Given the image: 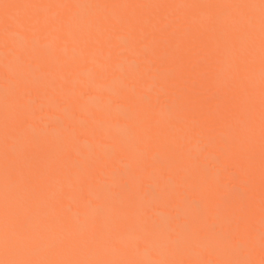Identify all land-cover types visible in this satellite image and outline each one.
<instances>
[{
	"label": "bare ground",
	"instance_id": "6f19581e",
	"mask_svg": "<svg viewBox=\"0 0 264 264\" xmlns=\"http://www.w3.org/2000/svg\"><path fill=\"white\" fill-rule=\"evenodd\" d=\"M2 2L0 262L264 264L261 0Z\"/></svg>",
	"mask_w": 264,
	"mask_h": 264
},
{
	"label": "snow or ice",
	"instance_id": "6c2138e0",
	"mask_svg": "<svg viewBox=\"0 0 264 264\" xmlns=\"http://www.w3.org/2000/svg\"><path fill=\"white\" fill-rule=\"evenodd\" d=\"M0 6H2L3 8L7 9L9 7H12V5L3 3L2 0H0ZM225 7H232V6H225ZM240 7V6H237ZM261 12H262V16H261V32L262 35H264V0H261ZM251 18H249L248 23H251ZM33 47H35V45H32ZM120 47L121 48H128L129 47V41L128 40H121L120 41ZM262 79H264V73H262ZM146 99V98H145ZM39 137L38 136H33L32 139L33 141L37 140ZM8 157L9 159H14L16 156V151L15 149H12L8 152ZM16 189V185L12 182H9L7 184V190L9 192L15 191ZM103 210L102 209H97L96 214L100 215L102 214ZM87 227V225H85V228ZM6 245H7V241H6ZM0 264H38V262H34V261H30V260H20V259H11V260H7L4 262H0ZM104 264H107V262H104ZM152 264H169V262L166 261H159V262H152ZM230 264H238V262H230Z\"/></svg>",
	"mask_w": 264,
	"mask_h": 264
}]
</instances>
